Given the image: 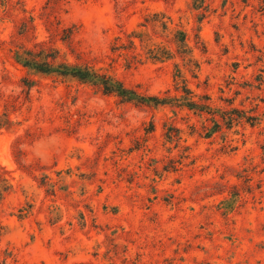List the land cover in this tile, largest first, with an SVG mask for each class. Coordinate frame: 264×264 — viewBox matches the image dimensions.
<instances>
[{"label":"rangeland","instance_id":"1","mask_svg":"<svg viewBox=\"0 0 264 264\" xmlns=\"http://www.w3.org/2000/svg\"><path fill=\"white\" fill-rule=\"evenodd\" d=\"M71 25L68 45L60 34ZM157 46L171 54L150 58ZM42 47L144 95L180 97L186 85L255 124L204 137L207 113L122 101L14 59ZM3 113L0 167L12 188L0 201V264H264V0H0Z\"/></svg>","mask_w":264,"mask_h":264},{"label":"trees","instance_id":"2","mask_svg":"<svg viewBox=\"0 0 264 264\" xmlns=\"http://www.w3.org/2000/svg\"><path fill=\"white\" fill-rule=\"evenodd\" d=\"M162 26L166 29V22H162ZM56 35H59L58 28H51ZM75 26L71 25L69 27L61 28L60 40L68 45L71 44L72 35L76 31ZM142 33L131 32L129 37H141ZM120 39L119 37L116 38ZM141 40V39H140ZM174 41L178 43V51L181 53H190V49L187 46V38L184 30H176L174 33ZM129 43L132 45L133 40L130 39ZM73 51V48H70ZM150 58L158 60L163 59L170 55V50L163 46H157L156 49L150 50ZM79 55V53H77ZM136 57V55H133ZM14 59L17 63L23 66L29 73L34 74H54L62 78H71L77 80L81 83L90 84L101 91L103 94H112L120 98L122 101L126 102H136V103H153L156 105H163L167 103H175L177 106H184L191 111L197 112L198 114L207 113L210 115V121L212 125L203 123L201 126V131L204 137H210L214 132L218 131L222 124L226 127L231 128L234 124L245 121L250 125L255 124L256 117L253 115H245L242 111H238L232 108L230 111L223 110L220 111L212 106L210 102V97L208 95L203 96L204 101H197L194 99L193 92L185 86H182V91L184 95L177 96H159V95H144L135 90L132 87L126 86L122 80L117 78L114 74L102 70V68H96L94 64L87 61L82 62H70L64 58H60L59 49L53 48H39L38 50L23 48L22 50L16 49L14 51ZM60 59V60H59ZM188 62H193L195 67H198V62L191 56L187 58ZM181 75L175 74V77L181 79V82L186 80ZM21 82L26 87H31L35 80L29 77H23ZM11 120L6 116V114L0 115V127H9ZM172 135H166L169 140L172 139ZM179 138V137H177ZM38 166L34 164H21L20 169L26 173H33ZM41 185H46L53 187V184L48 181L46 175H43ZM12 184L9 179L5 176V171L0 167V201L3 198V193L10 191ZM30 207V204H28ZM19 217L24 216L28 213V209L20 208ZM24 211V212H23ZM6 226L0 221V234L4 232ZM1 264H23L18 262L17 259L13 258L12 263H6L5 260Z\"/></svg>","mask_w":264,"mask_h":264}]
</instances>
